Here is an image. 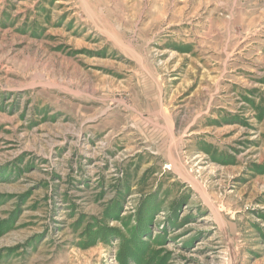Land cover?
<instances>
[{
    "label": "rangeland",
    "instance_id": "1",
    "mask_svg": "<svg viewBox=\"0 0 264 264\" xmlns=\"http://www.w3.org/2000/svg\"><path fill=\"white\" fill-rule=\"evenodd\" d=\"M0 264H264V0H0Z\"/></svg>",
    "mask_w": 264,
    "mask_h": 264
}]
</instances>
